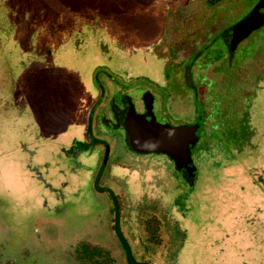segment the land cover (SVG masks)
Segmentation results:
<instances>
[{
	"label": "rangeland",
	"instance_id": "obj_1",
	"mask_svg": "<svg viewBox=\"0 0 264 264\" xmlns=\"http://www.w3.org/2000/svg\"><path fill=\"white\" fill-rule=\"evenodd\" d=\"M228 3L0 0V264H78V244L126 264L110 229L111 201L94 184L105 158L88 145L91 114L92 135L110 147L98 187L123 201L122 229L137 260L264 264V29L228 65L208 63L216 103L202 86L205 97L195 100L182 85L193 39L185 49L176 35L208 32L220 20L218 35L248 11ZM173 19L181 28L161 45ZM147 91L158 123L163 112L177 119L172 125L202 120L192 183L163 154L129 152L113 126L110 105L123 96L138 104ZM149 215L162 221L160 247L146 242Z\"/></svg>",
	"mask_w": 264,
	"mask_h": 264
},
{
	"label": "flooded vegetation",
	"instance_id": "obj_2",
	"mask_svg": "<svg viewBox=\"0 0 264 264\" xmlns=\"http://www.w3.org/2000/svg\"><path fill=\"white\" fill-rule=\"evenodd\" d=\"M172 1H174V0H171V2ZM226 1H228L230 3L231 2H236L237 4H241V7L245 6L248 11L243 16H241L236 22L228 24L227 27L222 28V32L218 33L219 36L217 35L216 32L218 31V25H219V22H221L220 20H219L218 24H215V23L214 24H210L208 32L204 33L205 29L203 27H201V29H200V31H198V33L191 32V34H190V33H187L188 32L187 31V32H184L182 34L180 33L181 35H176L179 38H183L182 42H180V41L179 42H180V44H182L184 46L185 49H186L185 43L188 42V39H190V38L193 39V40H190L192 42V45L190 47H188L189 49H186V50H188L187 52H189V56L185 57V59L182 60V67H181V71H182L181 74L182 75H181V77H182V85H183V87L186 90L191 92V96L194 97L195 100H197V99L201 100L202 99L201 95H203V98L205 97L204 94H201V92H200V88L202 86L204 88V90H205V93H207V95H208L206 97H211V100L213 101V102H211L212 104L216 103L214 101L215 97L213 96V93H214L213 89H214L215 86H217L216 84L219 81L217 79H215L214 76L212 77V76H208L206 74V70L209 67L208 63L209 62L212 63L211 61H213V63H214L216 61L223 60V63L220 64V67L223 68L224 64L228 65V62H230V60H232L234 58V56L236 55V51L238 50L239 47H241V45H243L245 43V40H247L253 34L255 35L257 33H260L261 30L264 29V25H263L262 27H260L256 31L252 32L246 39L241 41L236 46V48H235V50L233 52H231V49H230L231 37H228V35H227L228 29L232 28L235 24H237L238 22L242 21L246 16H248L251 13V11L254 9V7L259 3V0H203V4L205 6L207 5L209 7H214V6H217L218 4H220L222 2H226ZM230 3H228V4L229 5H233V3L232 4H230ZM236 3H234V5ZM166 4H168V2ZM172 5H174V4H172ZM184 10H186V9H184ZM225 10H228V8L225 9ZM166 11L167 12L165 14V22L167 21V19L169 17L168 9H166ZM260 12H263V10H260ZM202 19H203V17H202ZM173 22L175 23L174 25L170 24L167 27L165 26L166 25V23H165V25H164L165 26L164 34H163L162 40L160 42L161 45L164 44V43L166 44L168 38L172 37L171 36L172 34H170L169 31H168L170 28H171L170 31H173L175 28H178V29L181 28V26L178 25L174 21V19H173ZM177 37H175V38H177ZM256 44H257V46L259 48L258 41H256ZM174 47L172 45V48H166V49H167V51L169 53H174L175 49H177V47L176 48H174ZM204 57H206L205 60H203ZM207 59H209L210 61L207 60ZM164 66H165V64H164ZM227 67L229 68V66H227ZM224 71L226 72V77L222 78L223 80L220 78V81H222L223 83H224V81H226L228 83L229 82L228 79H231V77L228 76V69H224ZM170 73H171L170 69L166 68L165 69V75H166V78L168 80H169V74ZM211 81H213L214 83L212 84V87L209 88L208 87V82L211 83ZM169 83L171 84L170 80H169ZM171 89H172V92H171L172 95H176L175 85H173V87H171ZM252 90H254V89H252ZM101 91H100V98L96 101L95 108L93 109V112L96 110V107L98 105L97 103L99 101H101V99H102ZM209 91H211V92H209ZM209 93H211L212 96H209ZM148 94H150L152 96V98H153L152 99L153 100V102H152V112H153V115L155 117L154 113H155V108H156V97L154 95V92L147 91V92H144V94L141 97V100L139 101L138 104H133L132 99L127 97V96H123L121 98V100H120L121 104L118 105V106H120L121 110H125L123 120H125V118H126V113H127L126 111L128 109V102L129 101L132 103V105L134 107V110H135V112L137 114H140V115L145 114L146 109H145V102H144L145 100H144V98ZM218 104H219V107H220V102H218ZM233 106L236 108L235 104ZM110 108H111V111H112V117L114 119L113 126L117 127V128H122L124 130V132H125V142L127 144L129 152H131L133 154H136V155H148V154H137V153L132 151V149L130 148L129 139L127 137L126 130H125V127H124V122L122 123V126L119 125V122H118V118H120L122 116V113L114 111L112 104L110 105ZM218 111H220V109H218ZM172 113H174V112L172 111ZM164 114H165V120H166L165 122H162V124H164V125H168V126L173 127V128L185 127V126H197L198 128H197V131H196V134H195L196 137H197V142H196V144L193 147H195L198 144L200 138H199L197 133L200 131V129L202 127V120H200V119L198 120L197 119L196 121L194 120L193 122H190V121L188 122L187 121V122H183V123H181L179 125H172L171 123L172 122H177V121H174V120H177V119H173L167 113L163 112L162 115H164ZM91 115L93 117V114H91ZM92 117H91V119L89 117L88 120L91 121L92 128L94 129L93 122H92ZM155 119H156V117H155ZM156 121H157V119H156ZM93 137L95 139H97V140H100L98 137H95V136H93ZM100 141H102V140H100ZM102 142H103V144L100 145V146L104 149L103 153H104V158H105V156H106V147L108 145H107L106 142H104V141H102ZM193 147H191V149ZM108 148H109V151H110V147L109 146H108ZM107 158H108V156H107ZM106 160L103 161V162H106ZM172 163H173V161H172ZM192 165H193V163H192ZM109 210H110L109 213H110V222H111L110 223V229H111V232L113 233V235L115 237L114 231L112 229V225H113L112 220L114 219V214L111 211L112 210L111 206H110ZM122 224H123V218H122V223H121V229H122ZM122 232H123V229H122ZM124 236H125V234H124ZM79 246L80 245L78 244L76 248H78ZM131 250H132V248H131Z\"/></svg>",
	"mask_w": 264,
	"mask_h": 264
},
{
	"label": "water",
	"instance_id": "obj_3",
	"mask_svg": "<svg viewBox=\"0 0 264 264\" xmlns=\"http://www.w3.org/2000/svg\"><path fill=\"white\" fill-rule=\"evenodd\" d=\"M263 25L264 0H259L251 13L231 28V52L241 41ZM152 99L150 94L145 96L146 112L143 115L137 114L132 103L128 102L124 127L130 148L137 154H163L173 161L176 169L183 172L185 177L194 178L195 167L192 165L191 147L197 142L195 134L198 127L173 128L158 123L152 112ZM108 153L107 146L105 160Z\"/></svg>",
	"mask_w": 264,
	"mask_h": 264
},
{
	"label": "trees",
	"instance_id": "obj_4",
	"mask_svg": "<svg viewBox=\"0 0 264 264\" xmlns=\"http://www.w3.org/2000/svg\"><path fill=\"white\" fill-rule=\"evenodd\" d=\"M230 32H231V28L228 29L227 31L228 37H230ZM97 77L98 74L95 75L96 80ZM99 103L100 101L97 104ZM112 106L114 111L122 113V116L118 118L119 125L122 126V123L124 122L123 117L125 110H121L120 106L113 103ZM92 132H93L92 123L90 120H88L86 135L91 139L88 145H93V146L102 145L103 142L95 139L92 135ZM105 166H106V162H104L103 166L100 168L99 174L94 180V184H95V188L98 189V191L104 194L107 193L109 196V200L111 201V207H112L111 211L114 214V219L112 220L113 222L112 229L114 231L118 243L120 244L121 248L124 251L125 262L126 264H151L149 261H139L136 259L127 241V238L124 236V233L122 232L121 223L125 208L120 196L114 194L113 192L107 189L98 187V184L100 182L99 180L101 179V175L103 173ZM186 179L189 183H192L194 178L186 177ZM143 230L145 233L146 242L148 244H151L155 247H160L163 244V239L161 236L162 221L158 219L156 216L149 215V217L146 218V220L143 222ZM75 260L78 264H114L115 263L114 258L111 256L108 250L98 246L90 247L88 244L80 245L77 248Z\"/></svg>",
	"mask_w": 264,
	"mask_h": 264
}]
</instances>
